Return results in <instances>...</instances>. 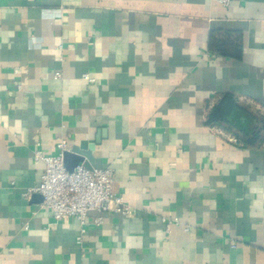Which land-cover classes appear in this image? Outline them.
<instances>
[{"label": "crops", "instance_id": "crops-1", "mask_svg": "<svg viewBox=\"0 0 264 264\" xmlns=\"http://www.w3.org/2000/svg\"><path fill=\"white\" fill-rule=\"evenodd\" d=\"M225 93L264 118V0H0V264H264V131L208 124ZM98 136L133 213L80 243L27 192Z\"/></svg>", "mask_w": 264, "mask_h": 264}, {"label": "built area", "instance_id": "built-area-1", "mask_svg": "<svg viewBox=\"0 0 264 264\" xmlns=\"http://www.w3.org/2000/svg\"><path fill=\"white\" fill-rule=\"evenodd\" d=\"M229 6L232 0H214ZM82 77L90 82L95 81L88 73ZM56 154L45 153L42 149L34 152L35 160L45 163V170L38 185L30 188V193H40L42 205L53 212L56 220L76 217L81 222V234L78 242H83V235L91 213L96 212V223L103 221L106 213L131 214L133 210L114 190V170L111 167H88L79 163L73 170L65 164L64 154L69 150L68 137L60 138ZM167 226L179 220L163 219Z\"/></svg>", "mask_w": 264, "mask_h": 264}, {"label": "trees", "instance_id": "trees-1", "mask_svg": "<svg viewBox=\"0 0 264 264\" xmlns=\"http://www.w3.org/2000/svg\"><path fill=\"white\" fill-rule=\"evenodd\" d=\"M209 47L210 50L218 54L225 55L230 53L226 48V40L217 37L215 34L212 35ZM244 118H247V120L245 121ZM207 123L223 124L235 129L247 144H255L261 137V130L264 131V118L255 115L248 108L239 104L231 93H225L213 107Z\"/></svg>", "mask_w": 264, "mask_h": 264}, {"label": "water", "instance_id": "water-1", "mask_svg": "<svg viewBox=\"0 0 264 264\" xmlns=\"http://www.w3.org/2000/svg\"><path fill=\"white\" fill-rule=\"evenodd\" d=\"M99 143H100V138L98 136L95 140L85 145H79V144L73 145L64 154L66 167L69 170H73L79 163L84 162L85 160H89L90 162L93 163L94 157L92 154V150Z\"/></svg>", "mask_w": 264, "mask_h": 264}]
</instances>
